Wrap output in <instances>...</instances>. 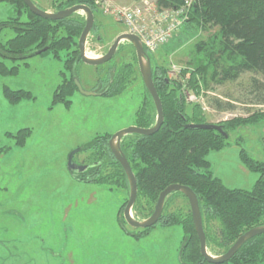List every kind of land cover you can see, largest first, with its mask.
Here are the masks:
<instances>
[{
  "label": "rangeland",
  "instance_id": "rangeland-1",
  "mask_svg": "<svg viewBox=\"0 0 264 264\" xmlns=\"http://www.w3.org/2000/svg\"><path fill=\"white\" fill-rule=\"evenodd\" d=\"M32 1L44 10L57 12L54 2L66 0ZM147 1H155L158 8H173L161 0ZM186 2L193 5L195 0H182L179 6ZM146 4V0H96L95 23L99 29L89 36L88 55L100 57L119 35L129 32L124 20L105 10ZM80 14L85 16L84 12ZM14 16L13 6L0 1V22ZM187 19L188 16L181 18L179 28L165 44L155 51L148 50L152 66H162L169 80H182L181 96L186 101V92L195 97L187 101L188 105H200L209 123L264 112V104H256L262 95L253 91L252 79H263L260 74L245 72L235 79L218 81L211 78L210 70L200 80L199 92L189 86L190 71L206 61L198 43L208 41L218 28L188 24ZM15 35L13 28L3 27L0 44ZM97 35L102 41L97 40ZM123 45L114 61L99 66L81 62L73 72L85 90L96 91L98 78H105L107 67L133 62L138 71L134 69L136 72L129 76L125 92L107 96L76 90L70 105L53 103L54 92L65 78L63 72L70 77L65 67L66 52H61V58L51 50L32 52L27 59L16 60L0 51V61L18 66L17 74L0 77V264H182L181 225L158 222L138 236L144 228H135L124 218V203L129 198L126 188L108 180L84 182L68 170L69 155L74 149L92 143L98 135L112 136L135 125L136 112L145 96L144 85L135 49L127 41ZM185 69L188 72L184 75ZM174 70L178 72L176 76L172 75ZM5 86L30 91L35 98L11 104L4 96ZM217 100L224 105L230 103L234 109L222 110ZM22 128H30V135L24 146H17L20 138L12 134ZM242 149L264 162V121L232 131L228 145L210 151L207 159L214 175L228 187L251 190L260 173L242 163ZM93 157L89 149L77 153L74 160L90 163ZM105 170L104 174L113 171L111 166ZM188 210V200L174 193L168 198L164 214ZM132 214L138 213L133 210Z\"/></svg>",
  "mask_w": 264,
  "mask_h": 264
},
{
  "label": "trees",
  "instance_id": "trees-1",
  "mask_svg": "<svg viewBox=\"0 0 264 264\" xmlns=\"http://www.w3.org/2000/svg\"><path fill=\"white\" fill-rule=\"evenodd\" d=\"M0 1L9 2L16 12V16L0 22V30L11 27L16 33L6 44H0V51L6 57L16 60L27 59L32 52L45 47L56 58H61V52H66L65 67L70 77L67 78V73L63 72L65 78L54 92L53 103L70 105V97L78 90L74 81L76 73L73 71L82 62L78 41L85 27L86 17L75 13L61 20L45 19L31 12L24 0ZM181 2L182 0H161L162 4L174 7H179ZM76 4L89 6L94 14L98 12L96 0L56 1L53 5L59 11ZM187 23L218 28L212 38L198 43L200 53L206 61L190 71L189 86L199 92V82L210 70L211 78L218 81L235 79L242 73L253 72L263 76V79L254 76L252 80L253 91L262 95L257 98L256 104H264V0H195L189 10ZM98 29L95 23L91 34H97ZM97 40L102 41V38L97 35ZM128 45L135 49L130 43ZM123 46V43L120 44L118 50ZM147 53L151 58V53ZM110 61H114V58ZM119 66L111 64L106 68L105 78H98L99 88L96 91H104L103 95L107 96H118L125 92L127 83L131 80L129 76L138 71V68L128 61ZM183 72L185 75L188 71L185 69ZM17 73L18 66L10 67L0 61V77ZM152 75L162 101L164 123L152 135H127L121 143L138 184V196L133 207L138 213L135 218L143 220L149 217L160 193L169 185L189 186L199 198L208 251L213 255L223 254L243 233L264 225V162L252 158L244 149L241 150L242 163L248 169L260 173L254 187L245 190L230 188L216 177L207 155L212 150L225 148L230 133L237 128L264 121V112L256 111L246 117L218 122L227 136L216 129L187 128V124L209 123L201 106L188 105L179 92L182 80H169L162 66H152ZM143 85L145 96L136 112L135 125L149 128L156 122L157 110L144 82ZM3 92L11 104L35 98L30 91L12 90L7 86ZM217 101L222 110L234 109L230 103L224 105L222 101ZM30 130L22 128L12 134L20 138L16 142L17 146L26 144ZM110 137V134L98 135L92 143L84 145V150H93L94 157L90 161L88 173L80 175L78 179L88 183H103L108 180L112 184H120L130 194L127 175L110 150ZM108 166L113 171L104 174ZM175 193L184 196L181 192ZM159 222L168 226L181 225L184 232L180 248L182 264H215L207 261L201 253V243L190 205L189 210L183 213L163 212ZM214 222H217L216 226ZM148 230L149 228L143 229L138 236ZM263 263L264 233L248 240L230 261L221 264Z\"/></svg>",
  "mask_w": 264,
  "mask_h": 264
},
{
  "label": "water",
  "instance_id": "water-1",
  "mask_svg": "<svg viewBox=\"0 0 264 264\" xmlns=\"http://www.w3.org/2000/svg\"><path fill=\"white\" fill-rule=\"evenodd\" d=\"M24 2L29 7L31 12L45 19L61 20L75 13H81V12L85 13L86 24L78 41L80 57L82 62L85 64L92 66H99L109 62L115 56L116 52L120 47V44H122L124 41H127L135 48L142 80L147 90L149 91L150 95L152 96L153 102L157 110L156 122L153 126L149 128L133 125L121 129L120 131L112 135L109 141L110 150L114 154L117 161L121 164L129 181L130 194H129L128 202L124 209V218L131 226L135 228L147 229L156 225L160 221L163 215L164 207L168 196L175 192H181L188 199L190 205L195 229L201 243V253L203 257L211 263L221 264L230 261L232 257L239 251V249L248 240H250L251 238L257 235L264 233V225L251 228L250 230L243 233L225 253L220 255L211 254L207 248V237L204 230L199 198L191 187L181 184H171L160 193L158 201L155 205V209L148 218L143 220L135 218V216L132 214V211L138 196V184L135 173L133 172V169L131 167V164L128 161L124 152L122 151L121 143L124 137L127 135H134V134L145 135V136L152 135L156 133L164 123L163 105L159 93L154 84L151 59L148 56V53L141 39L136 34L129 32L123 33L115 39L114 43L110 46V48L105 54L101 55L100 57H92L88 55L87 43H88V38L93 29V26L95 24V14L89 6L84 4H76L69 8L59 10L57 12H50L38 7L32 0H24ZM47 49L48 48L45 47L44 49L37 51V53L38 54L42 53ZM74 81L78 90L86 95H103L105 93L104 91L100 92L95 90L93 91L85 90L76 76L74 77ZM186 127L191 129H216L221 133H223L225 136H227L222 125L219 124H214V123L187 124ZM83 150H84V146H81L74 149L70 153L68 159V170L71 172V174H74L76 172L81 173L88 168L87 165H80L74 161L75 155L79 152H82Z\"/></svg>",
  "mask_w": 264,
  "mask_h": 264
},
{
  "label": "built area",
  "instance_id": "built-area-1",
  "mask_svg": "<svg viewBox=\"0 0 264 264\" xmlns=\"http://www.w3.org/2000/svg\"><path fill=\"white\" fill-rule=\"evenodd\" d=\"M146 3L143 7L122 9L116 6L105 11L106 13L113 12L114 15L124 20L129 26V33L139 36L147 51H155L174 35L179 28L178 23L181 18L184 16L187 18L192 4L186 2V4H182L183 6H173L172 10H170L171 8L167 10L158 8L155 1L150 3L146 0ZM150 22L153 24L149 25ZM177 74V70L172 71L173 76ZM185 95L187 101L195 98L189 92H186Z\"/></svg>",
  "mask_w": 264,
  "mask_h": 264
},
{
  "label": "flooded vegetation",
  "instance_id": "flooded-vegetation-1",
  "mask_svg": "<svg viewBox=\"0 0 264 264\" xmlns=\"http://www.w3.org/2000/svg\"><path fill=\"white\" fill-rule=\"evenodd\" d=\"M60 85V84H59ZM112 137V136H111ZM111 137H110V139H111ZM110 139H109V141H110ZM74 159H75V157H74ZM75 161V160H74ZM76 162V161H75ZM77 163V162H76ZM78 164H80V165H87L88 166V168L85 170V171H83V172H81V173H78V172H76V173H74V174H72V175H78V176H80V175H84V174H86V173H88V171L90 170V163H78Z\"/></svg>",
  "mask_w": 264,
  "mask_h": 264
},
{
  "label": "bare ground",
  "instance_id": "bare-ground-1",
  "mask_svg": "<svg viewBox=\"0 0 264 264\" xmlns=\"http://www.w3.org/2000/svg\"><path fill=\"white\" fill-rule=\"evenodd\" d=\"M90 56H92V55H90Z\"/></svg>",
  "mask_w": 264,
  "mask_h": 264
}]
</instances>
